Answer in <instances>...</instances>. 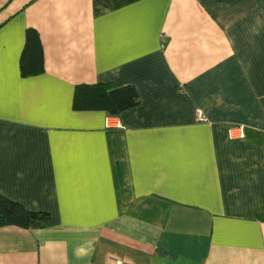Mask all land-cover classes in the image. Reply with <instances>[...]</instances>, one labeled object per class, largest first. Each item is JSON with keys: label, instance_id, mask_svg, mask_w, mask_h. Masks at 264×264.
Returning <instances> with one entry per match:
<instances>
[{"label": "crops", "instance_id": "0c3cea01", "mask_svg": "<svg viewBox=\"0 0 264 264\" xmlns=\"http://www.w3.org/2000/svg\"><path fill=\"white\" fill-rule=\"evenodd\" d=\"M82 82L139 103L74 110ZM0 192L51 215L0 264H264V0H0Z\"/></svg>", "mask_w": 264, "mask_h": 264}, {"label": "trees", "instance_id": "16d2710c", "mask_svg": "<svg viewBox=\"0 0 264 264\" xmlns=\"http://www.w3.org/2000/svg\"><path fill=\"white\" fill-rule=\"evenodd\" d=\"M45 71L46 55L40 32L28 27L20 57L21 75L31 77ZM138 103L139 93L134 85L119 87L113 82H82L74 88L72 107L78 111L102 110L111 116H118ZM50 219L49 212L29 209L22 202L0 192V228L10 225L30 228L34 221L46 223Z\"/></svg>", "mask_w": 264, "mask_h": 264}, {"label": "built area", "instance_id": "2783aa9c", "mask_svg": "<svg viewBox=\"0 0 264 264\" xmlns=\"http://www.w3.org/2000/svg\"><path fill=\"white\" fill-rule=\"evenodd\" d=\"M237 129H240L241 130V133H239V134H241V136H244V133H243V127L242 126H239Z\"/></svg>", "mask_w": 264, "mask_h": 264}]
</instances>
